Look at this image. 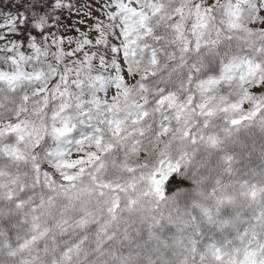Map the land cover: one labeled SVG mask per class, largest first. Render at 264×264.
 <instances>
[{"label": "snow or ice", "instance_id": "6c2138e0", "mask_svg": "<svg viewBox=\"0 0 264 264\" xmlns=\"http://www.w3.org/2000/svg\"><path fill=\"white\" fill-rule=\"evenodd\" d=\"M0 264H264V0H0Z\"/></svg>", "mask_w": 264, "mask_h": 264}]
</instances>
